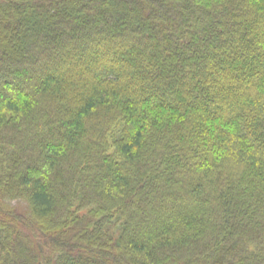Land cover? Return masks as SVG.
Listing matches in <instances>:
<instances>
[{"label":"trees","instance_id":"16d2710c","mask_svg":"<svg viewBox=\"0 0 264 264\" xmlns=\"http://www.w3.org/2000/svg\"><path fill=\"white\" fill-rule=\"evenodd\" d=\"M0 264H264V0H0Z\"/></svg>","mask_w":264,"mask_h":264},{"label":"rangeland","instance_id":"374dc122","mask_svg":"<svg viewBox=\"0 0 264 264\" xmlns=\"http://www.w3.org/2000/svg\"><path fill=\"white\" fill-rule=\"evenodd\" d=\"M14 204H18L17 202H14Z\"/></svg>","mask_w":264,"mask_h":264}]
</instances>
